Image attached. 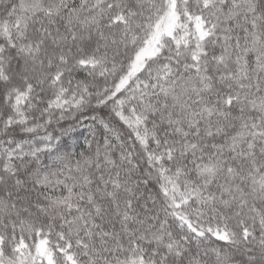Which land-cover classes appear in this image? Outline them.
Instances as JSON below:
<instances>
[{"label": "snow or ice", "instance_id": "obj_1", "mask_svg": "<svg viewBox=\"0 0 264 264\" xmlns=\"http://www.w3.org/2000/svg\"><path fill=\"white\" fill-rule=\"evenodd\" d=\"M0 264H264V0H0Z\"/></svg>", "mask_w": 264, "mask_h": 264}]
</instances>
